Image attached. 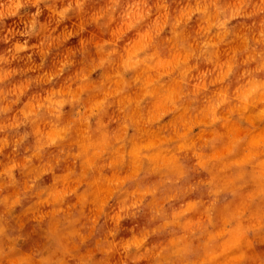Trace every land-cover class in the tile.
<instances>
[{
  "label": "clouds",
  "instance_id": "obj_1",
  "mask_svg": "<svg viewBox=\"0 0 264 264\" xmlns=\"http://www.w3.org/2000/svg\"><path fill=\"white\" fill-rule=\"evenodd\" d=\"M0 264H264V0H0Z\"/></svg>",
  "mask_w": 264,
  "mask_h": 264
}]
</instances>
